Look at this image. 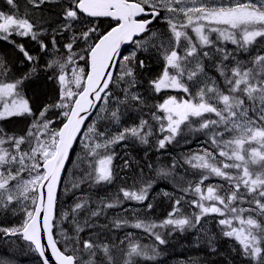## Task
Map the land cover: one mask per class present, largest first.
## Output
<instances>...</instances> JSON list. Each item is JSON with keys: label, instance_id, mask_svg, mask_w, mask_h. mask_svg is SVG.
<instances>
[{"label": "snow or ice", "instance_id": "obj_1", "mask_svg": "<svg viewBox=\"0 0 264 264\" xmlns=\"http://www.w3.org/2000/svg\"><path fill=\"white\" fill-rule=\"evenodd\" d=\"M6 3L11 9L18 8L16 0H6ZM28 3L34 9H40L44 4L59 3V0H28ZM28 14L27 8L23 16L19 12L0 11V40H8L13 35L30 36L31 39L38 40L36 25L27 18ZM100 17L111 18L116 21V25L102 36L98 35V29L94 26L87 27V30L79 34L75 33L77 23L94 25L95 20L87 18ZM140 17L144 18L138 19ZM157 18L167 23L171 39L163 40L159 33L149 29L148 26ZM189 29L195 35V40L189 34ZM60 30L72 32L73 35L71 42L65 45L68 50L66 61H53L48 65L49 68L58 66L57 79L61 85L59 102L49 107L62 109L61 115L65 122L59 129H49L52 122L45 119L49 110L46 107L40 113V122H34L33 127L44 129L49 138L47 141H41L30 129L27 135L33 137L36 145L33 147L31 142L27 141L30 145L28 150L21 148V145L26 143L25 137H9L0 128V145L8 143L13 149L10 151L9 148L0 147V169H3L0 170V206L7 208L19 197L30 199L34 206L31 211L24 209L28 219L21 228H0V232L10 236L22 234L23 239L35 246L42 264H52L53 261L54 264H103L102 260H97L98 252L104 254L108 264H112L107 245H100L80 236L86 227L91 226L88 219L81 224L75 218V214L84 208V203H77L72 209L74 215L71 223L74 225V234L70 235L61 229L64 245L63 248L58 246L60 242L54 239L52 231L55 219V190L60 183L61 171L69 149L77 136H83L90 141L84 146L89 155L95 158L94 163L90 162L89 166L95 173L96 183L111 182L113 179V156L106 151L101 152V149L107 150L128 136L148 143L147 137L152 134L151 128L148 121L143 119L138 126L124 128L113 135H109L107 130L99 131L94 122L85 125V121L94 112L97 119H111L114 124H119L120 105H129L131 102L145 105L143 96L134 91L138 85L136 68L133 66L136 53L134 51L131 56L122 57L120 51L122 45L134 44L141 51L152 47L162 53L165 66L161 74L150 81L152 91L158 94L162 90L171 89L186 93L190 97L180 100L170 96L155 106L156 112L152 113V119L159 123L162 132L168 133L158 141L159 148H164L166 142L170 143L177 135H181L182 125L189 131L210 129L207 134L210 135L211 143L216 146L217 152L206 150L204 155L193 156L188 162L195 161L192 163L193 168L207 170L200 184L209 179L208 174L227 182L226 185L218 187L208 186L206 195L200 184L194 187V192L199 196L198 201H192L193 206L199 208V213H193L195 222L186 216L176 217V212L181 210L178 207L183 199L181 197L175 201L176 207L169 214V218L159 227L173 226L183 231L186 226L195 227L204 216L217 214L222 217L218 223L227 229L223 234L233 237L250 261L264 264V55H257L252 61V67L245 68L237 62L229 68L223 62L229 60L232 53L216 47L215 51L222 54L216 70L223 78L224 89L207 76L202 59L212 58L210 51L203 50L215 45V41L210 39L212 33L217 34V40L230 42L244 51H248L253 45H264V0H229L227 4L222 0H67V6L63 8ZM145 32H150V35L143 36ZM138 37L142 38L137 39ZM77 40L84 41L82 52L90 58L91 71L85 74L83 67L73 68L69 79L65 71L68 65L75 63L76 59L86 60L84 54L73 51ZM38 42L41 43L42 49L47 47L42 41ZM52 45L53 48L56 47L55 37ZM18 47L27 60L35 59L22 45ZM121 60L125 63H119ZM136 63L139 67H144L143 60ZM3 67L0 62V68ZM113 69H117L118 75H113ZM34 71L35 68L32 69V72ZM29 75L31 73L23 79ZM185 78L192 82L191 86L185 82ZM22 82L23 80L0 83V107L3 109L0 111V120L32 114L28 101L23 99L18 91V85ZM70 85H74L76 90ZM192 87L197 88L194 95ZM116 89L123 95H115ZM112 105L115 107H111ZM102 113L107 115L102 116ZM206 114H213L216 119ZM194 124H198L195 129ZM146 126L149 129L147 132L144 131ZM226 133L229 135L226 136ZM105 136L108 138L101 142L99 138ZM217 154L224 159L216 161ZM24 171H28L31 178L10 187L11 182L16 181ZM33 172L35 175H32ZM169 174L163 170L158 173L164 177ZM89 176L92 177V172ZM153 183L149 180L138 191L123 188L120 191L125 200L143 203L149 199L148 192ZM219 189H223L222 194ZM182 191L187 192L188 189ZM29 193L35 195L30 197ZM165 195L169 193L166 192ZM204 201L215 203L206 205ZM119 204L117 196L113 202L106 203L105 207L111 209ZM242 204L249 207H241ZM147 208L151 209L152 204L148 203ZM245 213L249 215L245 216ZM68 215L65 213L64 217L67 218ZM98 215L99 210L91 211L92 217ZM234 221L238 222L239 226H235ZM115 224L120 227L122 224L128 225L129 221L117 220ZM130 226L149 232L157 227L154 223L143 221L132 223ZM41 231L47 233V245L41 243ZM153 235L160 244L166 243L159 233ZM49 250L51 258L47 255ZM152 253L156 254L155 248ZM127 256L129 259L125 264H135L131 259L134 256L147 260L154 258V255L138 245L130 246Z\"/></svg>", "mask_w": 264, "mask_h": 264}, {"label": "rangeland", "instance_id": "obj_2", "mask_svg": "<svg viewBox=\"0 0 264 264\" xmlns=\"http://www.w3.org/2000/svg\"><path fill=\"white\" fill-rule=\"evenodd\" d=\"M213 2H216V0H213ZM223 3L227 4L229 3V0H222ZM180 19L182 20L183 17L181 16ZM33 20L36 22V24L40 23V20L38 17H34ZM166 22L161 21V25ZM104 28L106 27V23H103L102 25ZM36 29V28H35ZM155 32L160 34L161 39L163 40H169L171 39V33L168 29H166L165 26H160L159 30H156ZM215 33H212L210 36V39L215 41V45L211 48H204L205 51H210L212 53V58H208V61L205 62L203 59L204 64V71L207 73V76L215 80V76L210 72L211 70H216V65L219 64L221 53H217L215 51L216 47H220L225 49L227 52L232 53V55L229 57L230 61H233V64L228 63L227 61H224L223 63L228 65L229 68L236 65L237 62L241 63L242 67H252V61L257 55H264V45L257 46L253 45L249 47L248 51H244L243 49H238L236 45L231 44L230 42H225L222 40L216 39ZM149 36V35H148ZM40 36H38V39ZM33 40V39H32ZM79 45L81 49L78 51V54H82V49L84 48V41H80ZM38 46V45H37ZM47 49H42V51L34 52L29 51V55L35 57L33 60V63L35 65H32L33 68L36 70L38 69H46V71L54 70V73L52 76L49 77L51 80V83L53 84V87L58 89L59 92V98L58 102L60 100V91H61V85L57 79V76L59 74L58 66H53L52 68H49L48 65L52 63L53 61H60L65 62L67 59L68 54L64 55H56V49L50 48L49 46L46 47ZM47 50V51H45ZM135 51L136 53V61H140V57H157L161 58L162 63L165 64L163 56L161 51H158L157 48L150 47L147 51H141L137 48L135 45L130 52L126 56H131V54ZM45 52L47 53L46 55ZM44 53V54H43ZM136 61L133 62V66L136 68V74H137V80L138 85L137 88L134 89V91H138L146 101L145 105L147 106L148 110L147 112L151 114L153 112H156V105L159 103H162L164 99L175 96L177 99L182 100L181 97H179V94L176 92V90L166 89L162 90L160 93H155L152 91V88L150 85H148L145 82L139 81L143 80V78L140 77L144 71V67H139L138 63ZM121 63H125L124 61H121ZM83 67L86 74L85 64L84 60L76 59L75 63L69 64L68 67L65 69L67 76L69 79H71V70L73 68H79ZM15 68V65L13 66ZM209 69L210 71H208ZM217 71V70H216ZM118 75V74H117ZM10 77V75H8ZM145 77H149L147 74ZM222 81L223 78L221 77ZM216 81V80H215ZM185 82L188 83L190 86L192 84L191 81H187L185 78ZM218 86L221 89L225 88L224 81L222 85L221 80L216 81ZM219 82V83H218ZM0 83H14L12 80V77H10L9 80H7L6 75L1 76ZM209 86L211 85V80L208 81ZM73 87V90H76L74 88V85H70ZM18 91L20 93V87L18 86ZM193 95L197 91L196 87H192L191 89ZM23 93H20V96L27 100L29 102V99L26 98V96L22 95ZM115 95L122 96L123 94L120 92L119 89L115 90ZM136 103V102H131ZM32 114H24L20 116H13L5 118L4 120H0V128H2L1 123L8 119H14V118H31L33 119V122L31 126L24 132L23 135H17V134H11L4 131V133L7 134L9 137H28L29 140L32 142V146L34 147L36 145V141L33 139V137H29L27 135L28 131L31 129L37 136H39V139L41 141H47L49 138V134L42 128H34L33 124L40 122V113H34L33 108L30 103H28ZM51 105H48V111L46 113L45 119L51 121L49 125V129H59V124L62 120H64V117L61 115L62 109L55 108V110L52 107H49ZM128 105H120V122L119 124H114L111 119H97L95 116L93 121L91 123H95L96 128L101 131H108L109 135H113L118 133L119 131H122L124 128H131L136 127L140 124V121L146 120L148 121V126L150 128H156L160 131V135L164 138L168 135L167 132H162L159 126V123L155 120H150L148 118H145L143 116H139L138 113H135L129 109H127ZM46 108L47 106L44 105ZM111 107H115V105H112ZM44 108V109H45ZM2 107H0V111H2ZM43 111V110H42ZM60 114V115H59ZM160 115V113H157ZM251 114V113H250ZM37 115V116H35ZM107 115L105 113L101 114ZM210 117H214L213 114H206ZM53 119V117H55ZM196 119V118H193ZM90 123V124H91ZM166 123V121H165ZM13 127L15 123L11 124ZM104 127V128H103ZM147 127V126H146ZM182 127V134L177 135L172 141L176 144L177 152L175 154H166L162 153L164 151H154L149 152L150 147L155 143L153 137H147L148 143H142L140 139L132 136H128L125 140L120 141L119 143L111 145L107 150L101 149V152L106 151L108 154H111L113 156V162L111 165L112 172H113V179L111 182H101L96 183L95 182V173L93 172L92 168H90V162L94 163L95 158L89 155V151L87 148H85V144H89L90 141L86 140L84 137L82 141L80 142V148L81 151L79 152L80 155V165L82 166V176L79 179H75L76 183H80L82 185L88 184L89 182L92 183L94 186L89 188L86 193L83 195H80L77 203H84V208L79 210L78 214H75V218L78 221H84L85 219H88L89 224L92 227H95L96 225H103L108 226L110 224H115V221L117 220H127L129 221L128 225H124L127 227H131L130 225L132 223L143 221L147 223L146 217L144 216V213L147 210V205L144 207L138 206L136 201H134V205L130 206L128 205V201L131 200H125L122 193L121 188L127 189V190H139L145 184L151 180L153 181V187L149 189V199L147 202L154 204V206L150 209L151 215L148 217L157 220L159 218V214L164 213L168 207H172L174 209L175 201L177 199H180L182 196L175 192L172 189H165L162 187L163 182H168L171 185L175 186L176 188H185L196 184L198 180L201 179V176L199 177L196 171H189L187 169H184L181 167V162L179 159V155L184 158L186 161H190L193 156L196 155H204L205 151H213L216 153L217 151L202 146L199 142L200 138L195 133V130L189 131L184 125ZM198 124H194L193 128H197ZM145 131V130H144ZM153 132V130H152ZM144 133H141L143 135ZM108 137L105 136L103 138H99L102 142L103 139H107ZM26 139V138H25ZM94 140L96 138H93ZM8 143H5L4 145H0V147L9 148L11 149L10 145L7 147L5 146ZM185 145H192L189 149L186 150H180L182 146ZM215 147V146H214ZM247 147V146H246ZM21 148L24 150H28V148L24 147V144L21 145ZM37 159H40L37 157ZM224 158L219 157L218 154L216 155V161L223 160ZM189 163V162H188ZM192 163H195V161H192ZM192 163H189L192 165ZM14 168L16 166H13ZM3 170V169H0ZM167 171L170 174L166 177L158 175L161 171ZM234 171V170H233ZM92 172V177L89 176V173ZM32 175H35L33 172ZM31 176L29 175L28 171H24L21 176L17 178L16 181H12L10 184L14 185L18 182L22 183L23 180L30 179ZM70 179V178H69ZM68 179V180H69ZM96 183V184H94ZM137 185H136V184ZM142 183V186H141ZM70 184V182H69ZM224 185V184H223ZM213 186L218 187L220 184H209L205 183L201 186L202 190H205L206 187ZM243 190V189H242ZM221 194L223 193V189H219ZM169 193V195H165V193ZM35 195L34 193H29V196ZM119 197L120 204L117 207L108 209L105 207V204L108 202H113L116 197ZM184 202L180 208L182 209L181 213L178 214L176 217L186 216L189 217L195 222V218L193 216V213H196L195 210H192V199L189 200L185 197L181 200ZM76 203V204H77ZM75 203L68 204L65 210V213H68V217L70 216L69 220L72 221L73 213L72 209L74 208ZM33 205L31 204V200H24L23 197H19L17 201H13L11 204L7 206V208H4L3 206H0V228H21L23 223L28 219L26 216L25 208H27L28 211H31L33 209ZM106 208L107 210H103L101 215L104 216L101 218L92 217L91 211L98 210ZM173 209L170 212L166 213L165 219L169 218V214L173 212ZM111 215V216H110ZM204 216L201 221L196 224L195 227H185L183 231L180 229L177 230V236H175V239L173 242H171L170 246H163L159 243V241L152 239L150 236H147L145 234L140 233L139 231H129V230H123V228L114 227L112 230H107L106 233H98L92 234V239L95 243L100 245H107L109 247V254L112 257V264H124L127 253L130 250V246H136L138 245L141 249H144L149 254L154 255V258L151 260L144 259L142 257H134L133 260L135 261V264H208L205 260V254L203 250H207L209 253H219L220 259L227 258V257H234L238 253V245L236 244V241L230 240L229 237L226 239L227 236H225L223 233L226 228H221V226L214 225L213 223L214 218H206ZM204 219V220H203ZM64 223L60 227L58 231V241L60 244L64 245V241L61 236V229L65 230L64 225L66 224V220L63 221ZM163 223V222H162ZM116 225V224H115ZM123 225V224H122ZM68 234L71 235V230L66 229L65 230ZM225 237V238H224ZM224 241V242H223ZM221 242L224 243L225 249L222 250L221 248ZM239 244V243H238ZM141 245V246H140ZM240 245V244H239ZM150 247V250H147L146 247ZM241 246V245H240ZM156 249V254L152 253V249ZM233 254V255H232ZM101 260L103 261V264L107 261V258L104 257V254L100 252ZM219 257H213L210 260L209 264H217L215 259H218ZM229 264L230 262L227 261ZM0 264H40V260L37 257L36 251L34 248L22 242L21 239L18 238H12L10 235H6L3 232H0ZM231 264H235L232 262Z\"/></svg>", "mask_w": 264, "mask_h": 264}, {"label": "trees", "instance_id": "obj_3", "mask_svg": "<svg viewBox=\"0 0 264 264\" xmlns=\"http://www.w3.org/2000/svg\"><path fill=\"white\" fill-rule=\"evenodd\" d=\"M59 10H60V6L54 5L51 7H47L46 9H44L40 16L44 19L43 21L46 20L47 25L49 24L52 28L56 29V24L55 22L59 19ZM53 16V18H51ZM50 17V18H49ZM50 19V20H49ZM56 19V20H55ZM55 20V21H54ZM49 21V23H48ZM102 23H106V27L104 28L103 26L98 28L99 31V35L102 36L104 34H106L112 27H114L116 25V23H114L111 20H107L104 19L103 21H101ZM55 26V27H54ZM89 26H94L96 27V25H87V24H83V31L87 30V27ZM166 29H168V25L166 24ZM157 26L154 27L152 30H156ZM76 34H79V30L77 29V27H75L74 29ZM189 34L193 36V39L195 40V35L193 33H191L190 29L188 30ZM61 30H54L52 31V35L54 34H61ZM64 33V38L66 39H70L72 38L73 33L72 32H65ZM62 35V34H61ZM71 36V37H70ZM5 45V44H4ZM13 46L9 45V47L4 46V49L0 48L1 53L3 54V56L6 58L4 62V67L2 68V70L0 71L1 73H5L6 75H10V77H13L12 79L14 80H23V82L21 84H19L18 86L20 87V91L21 93H23L28 99H29V103L31 104L34 113H39L42 110H44L45 107H43L44 105H46L48 107V105H55L58 103V98H59V92L58 89L53 87V84L51 83V80L49 79L50 76L53 75L54 70L51 71H46V69H38L34 72H32V65H35V63L27 60V58L24 56V54L18 50H13L12 49ZM61 49H65V47H61ZM86 57L87 54L85 53ZM88 60V57H87ZM141 60L144 61V71L140 72L142 73L141 76L139 75V78H143V80H139L142 82L147 83L148 85L151 86L150 81L155 80L163 71V68L165 66L164 63H162L161 58H157V57H141ZM15 65V68H13V66ZM6 68V69H5ZM87 69H88V63H87ZM59 71V70H58ZM28 73H31V75L28 76V78L23 79ZM148 75L149 77H145V75ZM22 94V95H23ZM23 95V96H24ZM130 107V109L136 111L139 116H143L145 118H148L150 120H152L150 118V116L146 113V110L144 109V107H142L139 104H129L128 105ZM53 108V107H52ZM55 110V108H53ZM213 119H216V117H211ZM28 120H25V122H23L22 120H10V121H3L1 123L2 128L5 130L4 127H8L11 126L12 123H15L14 128H22L23 126L27 125ZM32 122V121H31ZM30 122V123H31ZM148 126L145 127V132H147ZM153 130V132H152ZM6 132H9L11 134H17V135H23V130H5ZM210 129L209 130H200V131H195V133L197 136H199L200 140V144L202 146H206L215 151H217L216 146L213 145L211 143V139H210V135L207 133H210ZM151 135L148 136L149 137H153L155 143L152 145V147H150L149 152H154L159 150V144L158 141L160 139H163V137L160 135V132L158 131V129L156 128H152L151 129ZM226 136H228L229 134H225ZM147 138V139H148ZM217 139H221L220 137H217ZM27 145V144H26ZM5 146H9V144H6ZM192 145H185L182 146V148H180V150H186L189 149ZM215 146V147H214ZM177 150H179L176 146V144L171 141L166 142L165 147L162 151H164L163 153L166 154H175L177 152ZM179 159L181 162V167L184 169H187L189 171L192 170V165L188 163V161L184 160L183 157H181L179 155ZM80 168H79V167ZM256 167V166H254ZM78 171V172H77ZM192 171H196L198 176L202 178V176L204 174H206L207 170H202L199 168H193ZM82 166L80 165V155H79V146L76 148V150L74 151V153L72 154V157L70 159V163H69V167L67 170V174L65 177V181L61 187V190L59 192V197H58V205H57V213H56V219H55V224H54V235L55 238L58 239V231L60 229V227L62 226V224L64 223L63 221L66 220V224L64 225L65 230H71V235L74 234L73 229H74V225L71 223V220H69L70 216L67 218L64 217L65 214V210L68 204H72V203H77L76 201L78 200L80 195H83L84 193H86V191L91 188L92 186H94L92 183H88L85 185H82L80 183H76L75 179H79L82 175ZM209 175V179L205 180L203 182V184H200V180L197 181L196 184H200V186L204 185L205 183H209V184H220V185H226L227 182L219 177H216L213 174H208ZM70 178V179H69ZM69 179V180H68ZM69 182L71 184H69ZM96 184V183H94ZM136 184V183H135ZM137 185V184H136ZM142 186V183H141ZM196 185L193 186H189V187H185V188H176L175 186L171 185L168 182H163L162 187L165 189H172L175 192H177L178 194H180L182 197H185L189 200L192 199V201H198L199 196L198 194H196L194 192V187ZM182 189H188L187 192L182 191ZM207 187L205 188V190H202L203 193L206 195L207 194ZM134 191H137L134 189ZM149 196V194H148ZM148 200L144 201L143 203L137 202L136 204L140 207H144L146 206L149 202H147ZM203 203H205L206 205L209 203H215V202H208V201H204ZM184 204L183 201H181V204L178 206L180 208V206H182ZM128 205L133 206L134 205V201H128ZM154 206V204H152V207ZM220 206V205H217ZM241 207H249V205L247 204H242L240 205ZM176 207V206H174ZM222 207V206H221ZM254 207V205H253ZM107 210L106 208H102V209H98L100 211V213L103 212V210ZM173 208L172 207H168V209L164 212L159 214V218H158V222L157 220H154L150 217H148L149 215H151V210L147 208L146 212L144 213V216L146 217L147 223H154L157 225V227L153 228L150 232L149 231H145L143 228L140 229V233L145 234L147 236H150L152 239H155V235H153V233H159L162 238L166 241V243L162 244L163 246H170L171 242H173V240L175 239V236H177V228L173 227V226H168V227H159L160 224H162V222L164 220H166L164 217L166 216L167 212H170ZM181 209V208H180ZM192 210H195L196 213H199V208H196L193 206L191 207ZM182 211V209L179 212H176V216L178 214H180ZM229 218H231V214L229 213ZM245 216L249 215V213H245ZM104 215L100 214L97 216V218H101ZM206 218H214V225H216V227L219 225L221 226V228H225L224 226L220 225L218 223V221L220 219H222V217H220L217 214H208L206 215ZM204 218V219H206ZM203 219V220H204ZM259 219V218H258ZM81 224H83L82 221H79ZM200 224V223H199ZM198 225V224H197ZM234 225L235 226H239L238 222L234 221ZM114 227H116L115 224H110L108 226H103V225H96L95 227H86L85 231L80 233V236L83 239H92V234H98V233H106L107 230H112ZM121 228H123V230H129V231H139L137 228L134 227H127L124 225L120 226ZM119 227V228H120ZM225 238V237H224ZM228 237H226L227 239ZM230 240H234L236 241L233 237H229ZM224 242V241H223ZM221 242V248L222 250L225 249V245L224 243ZM236 244L238 245V253L236 256L234 257H227V258H223L220 259L219 257V253H209L207 250H203L204 254H205V260L206 262L209 264L211 258L213 257H219L218 259H215L217 264H228L227 261H229L231 264L232 262H234L235 264H255V262L250 261L242 252V247L238 244V242L236 241ZM141 246V245H140ZM59 247L63 248V245L59 243ZM147 250H150V247H146ZM100 252H98L97 255V260H101L102 258L100 257ZM135 257V256H134ZM134 257H132L131 259H133ZM129 259V257H126V260ZM125 260V261H126ZM40 264H42L40 262ZM105 264H108V262H105ZM125 264V262H124Z\"/></svg>", "mask_w": 264, "mask_h": 264}, {"label": "water", "instance_id": "obj_4", "mask_svg": "<svg viewBox=\"0 0 264 264\" xmlns=\"http://www.w3.org/2000/svg\"><path fill=\"white\" fill-rule=\"evenodd\" d=\"M141 18V17H140ZM140 18H138V19H140ZM154 23V22H153ZM152 23V24H153ZM152 24H150V25H152ZM149 25V26H150ZM148 26V27H149ZM146 33V32H145ZM144 33V34H145ZM143 34V35H144ZM139 38H141V37H138L137 39H139ZM132 44H124V45H122L121 46V56L124 54V52L127 50V48L129 47V46H131ZM90 71H91V68H90ZM116 71H117V69H113V75L115 76V74H116ZM95 115V112L93 113V115L92 116H89V118H88V120H86L85 121V125L88 123V121L93 117ZM84 129H82V131H83ZM80 136H77V138H76V141L73 143V145H72V147L69 149V152H68V157H67V159H66V161H65V163H64V167H63V170L61 171V176H60V183L57 185V188H56V190H55V204H54V216L56 215V206H57V200H58V195H59V190H60V186H61V182H62V179H63V176H64V173H65V170H66V168H67V166H68V162H69V158H70V155H71V152L73 151V149H74V147H75V145H76V142L78 141V138H79ZM43 216V212H41V217ZM55 220V219H54ZM54 220H53V224H54ZM52 231H53V233H54V227H53V229H52ZM15 236H21L22 237V239H23V236H22V234H17V235H15ZM40 239H41V243L42 244H44V245H47V233H45V232H43V231H41L40 232ZM55 239V238H54ZM23 241L24 242H27V243H30L29 241H27V240H25V239H23ZM31 244V243H30ZM34 246V245H33ZM35 247V246H34ZM37 254H38V256H39V253L37 252ZM47 255L51 258V253H50V250L48 251V253H47ZM39 258L41 259V257L39 256ZM41 261H42V259H41ZM52 264H54V261L52 262Z\"/></svg>", "mask_w": 264, "mask_h": 264}, {"label": "flooded vegetation", "instance_id": "obj_5", "mask_svg": "<svg viewBox=\"0 0 264 264\" xmlns=\"http://www.w3.org/2000/svg\"><path fill=\"white\" fill-rule=\"evenodd\" d=\"M16 2H17V4H18V8H17V10L19 11V2H18V0H16ZM66 5H67V3H63V4L61 5V9L59 10V13L62 12V8H64ZM4 7H5V5L2 4V9H4ZM44 9H46V6H41L40 9H38V12L41 13Z\"/></svg>", "mask_w": 264, "mask_h": 264}, {"label": "bare ground", "instance_id": "obj_6", "mask_svg": "<svg viewBox=\"0 0 264 264\" xmlns=\"http://www.w3.org/2000/svg\"><path fill=\"white\" fill-rule=\"evenodd\" d=\"M50 18V17H49ZM51 18H53V16L51 17ZM50 20V19H49ZM44 22H46V20L44 21ZM43 22V23H44ZM48 23H49V21H48ZM55 27V26H54ZM6 62V61H5ZM140 79V78H139ZM46 106V105H45ZM44 107V106H43ZM60 115V114H59ZM104 128V127H103ZM79 167V166H78ZM80 168V167H79ZM78 172V171H77ZM71 184V183H70ZM111 216V215H110ZM233 255V254H232ZM230 258V257H229Z\"/></svg>", "mask_w": 264, "mask_h": 264}]
</instances>
